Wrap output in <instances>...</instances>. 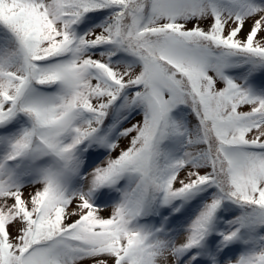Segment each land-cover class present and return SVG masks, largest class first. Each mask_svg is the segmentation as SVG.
Segmentation results:
<instances>
[{"label":"snow or ice","instance_id":"6c2138e0","mask_svg":"<svg viewBox=\"0 0 264 264\" xmlns=\"http://www.w3.org/2000/svg\"><path fill=\"white\" fill-rule=\"evenodd\" d=\"M0 264H264V0H0Z\"/></svg>","mask_w":264,"mask_h":264}]
</instances>
